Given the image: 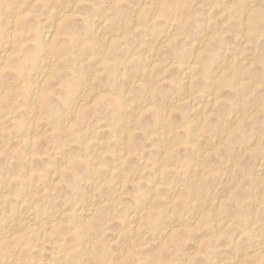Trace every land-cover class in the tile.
<instances>
[{"label":"clouds","instance_id":"obj_1","mask_svg":"<svg viewBox=\"0 0 264 264\" xmlns=\"http://www.w3.org/2000/svg\"><path fill=\"white\" fill-rule=\"evenodd\" d=\"M0 264H264V0H0Z\"/></svg>","mask_w":264,"mask_h":264}]
</instances>
